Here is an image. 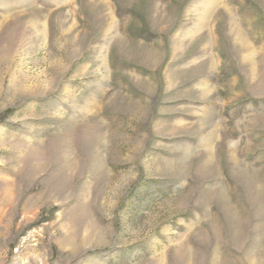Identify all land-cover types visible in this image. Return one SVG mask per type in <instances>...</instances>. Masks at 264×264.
Returning <instances> with one entry per match:
<instances>
[{
	"label": "rangeland",
	"instance_id": "374dc122",
	"mask_svg": "<svg viewBox=\"0 0 264 264\" xmlns=\"http://www.w3.org/2000/svg\"><path fill=\"white\" fill-rule=\"evenodd\" d=\"M0 264H264V0H0Z\"/></svg>",
	"mask_w": 264,
	"mask_h": 264
}]
</instances>
